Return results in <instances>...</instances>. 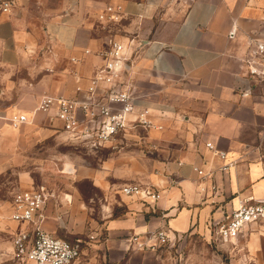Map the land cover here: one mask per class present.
Masks as SVG:
<instances>
[{"label":"crops","instance_id":"crops-1","mask_svg":"<svg viewBox=\"0 0 264 264\" xmlns=\"http://www.w3.org/2000/svg\"><path fill=\"white\" fill-rule=\"evenodd\" d=\"M114 1L135 38L136 54L124 78L137 98L136 111L147 110L162 129L130 120L114 142L91 149L51 118L54 110L34 114L45 96L84 100L103 64L98 51L108 45L95 29L105 2L16 0L11 14L0 15V66L40 78L20 84L15 102L0 108V142L14 130L9 118L25 114L30 122L19 128L25 150L49 139L80 144L89 156L64 160L74 180L52 191L41 223L53 236L80 241L75 264H157L156 252L137 249L134 236L146 241L166 228L171 237L192 232L210 238L240 201L264 200V81L251 75L247 62L251 40H264V0ZM4 82L0 100L6 101L17 86ZM216 152H225L226 159ZM224 164L229 169L222 170ZM81 180L96 189V202L85 199ZM22 181L27 188L25 176ZM128 184L154 186L161 198L124 196L119 191ZM6 216L0 213V231L14 237L30 229ZM232 250L236 264H264L263 228L249 226ZM6 257L0 250V259Z\"/></svg>","mask_w":264,"mask_h":264},{"label":"built area","instance_id":"built-area-1","mask_svg":"<svg viewBox=\"0 0 264 264\" xmlns=\"http://www.w3.org/2000/svg\"><path fill=\"white\" fill-rule=\"evenodd\" d=\"M15 5L16 0H0V15L11 14ZM125 21L129 19L118 3L105 4L103 11L98 14L97 25L106 35L108 45L98 51L103 64L90 79L84 100L78 97L45 96L34 111L37 114L54 110L55 114L51 118L60 120L71 138L80 141L87 148H103L114 142L119 134L129 128L130 120L147 130L162 129L150 121L147 110L137 113V98L124 78L130 71L136 54L135 38L127 34L129 23ZM235 32L236 29L233 28L229 36L233 37ZM251 45V57L247 60L251 75L264 81V40L253 39ZM77 92L82 93L80 87ZM8 121L15 129L30 122L25 114L14 115ZM207 148L216 151L211 143H207ZM216 154L221 160L226 159L225 152ZM229 166L230 164H224L222 170L229 169ZM194 170L200 176H208L198 167H194ZM119 192L146 202H157L161 198V192L154 186L142 184L124 185ZM52 197V192L39 187L21 189L13 196L10 220L30 225V229L16 233L13 239V247L24 264H75L81 256L80 241L53 236L41 227L46 217L45 206ZM251 225L264 227V200L248 198L240 201L238 207L219 225L217 234L223 241L235 242L243 238ZM174 237L169 235L166 228H160L147 236L146 241H140V237L136 235L132 242L137 249L156 250L171 243Z\"/></svg>","mask_w":264,"mask_h":264},{"label":"rangeland","instance_id":"rangeland-1","mask_svg":"<svg viewBox=\"0 0 264 264\" xmlns=\"http://www.w3.org/2000/svg\"><path fill=\"white\" fill-rule=\"evenodd\" d=\"M101 1L105 4L117 2ZM179 16L180 13L174 18V25ZM171 32L172 28L167 29L168 34ZM97 35L101 37L99 33ZM39 78V74L29 76L25 69L7 70L0 66V94L4 88L5 79L17 86L6 101L0 100V108L5 109L15 102L20 93V84L35 83ZM127 83L131 86L129 80ZM13 129L12 134L7 135V138L0 142V213L7 215L6 220L10 218L9 209L14 194L26 188L23 186V176L28 180L27 188L39 187L50 192L58 188L63 189L74 180L70 171L66 169L64 160L68 157L79 156V160L89 157L79 146L80 144L72 146L67 143L57 144L49 139L33 143L25 150L19 140V128ZM78 187L86 200L93 197L95 202L97 201L99 194L88 180L79 181ZM261 228L264 230V227ZM13 239L14 237L9 233L0 231V245H3L0 250L7 256L6 261L0 259V264H24L13 247ZM232 245L234 242L221 240L217 231L214 230L210 238L192 232L177 235L171 243L158 247L154 251L157 254V264H236Z\"/></svg>","mask_w":264,"mask_h":264},{"label":"trees","instance_id":"trees-1","mask_svg":"<svg viewBox=\"0 0 264 264\" xmlns=\"http://www.w3.org/2000/svg\"><path fill=\"white\" fill-rule=\"evenodd\" d=\"M126 22V21H125ZM128 23V22H127ZM98 24V23H97ZM96 24V26H95V29L96 30H99V28H98V25ZM100 31V30H99ZM100 33H102L101 31H100ZM93 187V186H92ZM95 189V188H94ZM96 190V189H95Z\"/></svg>","mask_w":264,"mask_h":264}]
</instances>
